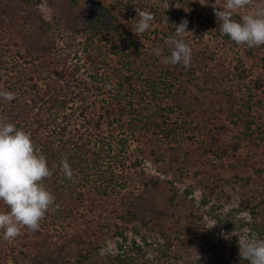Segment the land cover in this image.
Instances as JSON below:
<instances>
[{
    "label": "trees",
    "instance_id": "1",
    "mask_svg": "<svg viewBox=\"0 0 264 264\" xmlns=\"http://www.w3.org/2000/svg\"><path fill=\"white\" fill-rule=\"evenodd\" d=\"M70 1L77 6L45 0L57 11ZM89 7L64 39L60 20H45L31 0H0V91L15 93L0 98V116L57 165L44 184L59 206L35 232L5 241L0 231V264H202L208 254L213 264H249L239 248L224 258L204 207L227 215L229 230L237 222L264 239V55L260 70L226 72L202 49L203 29L230 40L217 18L140 7L155 20L137 36L103 1ZM117 12L136 18L131 5ZM182 19L189 68L162 63ZM135 144L156 173L132 160ZM64 155L71 180L59 168ZM109 240L114 251L101 247Z\"/></svg>",
    "mask_w": 264,
    "mask_h": 264
},
{
    "label": "clouds",
    "instance_id": "2",
    "mask_svg": "<svg viewBox=\"0 0 264 264\" xmlns=\"http://www.w3.org/2000/svg\"><path fill=\"white\" fill-rule=\"evenodd\" d=\"M171 0H163L161 5L168 10ZM253 0H224L222 7L211 5L219 22V31L230 37L237 45L249 48L264 45V6H256L253 13L240 16L239 21L234 14L252 6ZM201 5H205L202 0ZM176 8H180L176 0ZM136 18L123 21L130 26L131 31L140 36L150 30L155 16L152 12L136 8ZM188 21L182 19L178 25H173L175 32L166 44L170 54L163 56L165 65L180 64L184 68L191 67L192 48L185 42L188 31ZM207 35V34H206ZM156 56H162L163 49L154 48ZM0 98L6 101L15 99V93L0 91ZM57 165L48 164L46 157L36 147L31 133L18 129L4 116H0V203L6 211L0 210V231L5 241L16 238L27 228L35 232L40 228V222L55 204V196L46 188L44 181L53 176ZM60 171L66 178H73V170L64 155L59 164ZM239 256L249 264H264V239L255 233L244 235L238 239Z\"/></svg>",
    "mask_w": 264,
    "mask_h": 264
},
{
    "label": "rangeland",
    "instance_id": "3",
    "mask_svg": "<svg viewBox=\"0 0 264 264\" xmlns=\"http://www.w3.org/2000/svg\"><path fill=\"white\" fill-rule=\"evenodd\" d=\"M36 7L39 9L41 15L45 20L56 26V22L60 20L62 23V28L65 26L66 29H63V38L65 39L66 34L69 33L71 30H81L82 28V20L87 16L89 7V0H76L77 6H74L73 2L70 1L61 11H57L52 9L45 0H31ZM98 1V0H97ZM103 1L113 12L116 13L117 16H121L123 21H129V18H124L120 13L117 12L118 8L122 9L123 5L132 6L134 9L142 7L145 8L146 6H158L162 7L161 2L163 0H101ZM182 0H178L180 8H184L186 13L193 14L192 16L195 17L196 14L206 15V17H210L211 19H216L214 15V9L211 5L215 4V0H205V5H201L202 0H183L184 2L181 4ZM176 0H171L168 9H173L175 6ZM224 4V0H217V7H222ZM194 5L196 7H194ZM191 6V7H189ZM256 6H264V0H253L252 6L241 10L240 12L234 14V19H240L241 15L253 13L256 10ZM163 8V7H162ZM176 8V7H175ZM179 8V9H180ZM136 11V10H135ZM125 24V23H124ZM194 25V27H199ZM126 25V24H125ZM130 28V26L126 25ZM209 30H202L203 36H205V41L202 43V49H205L208 53L214 51V57L219 62L222 70L228 72L231 70H235L238 67H245L250 71L253 70H260V57L264 55V49H260L261 46L252 47V51H250L249 47L246 45H237L234 41L225 40L224 38L213 39V36ZM60 31V30H59ZM207 34V35H206ZM80 36V35H79ZM63 40V39H62ZM64 43V41H63ZM146 48L150 51L153 49L151 48V44H144ZM250 52L253 55H250ZM111 55V53H110ZM89 69L88 66L82 68L81 70ZM249 71V72H250ZM105 98V96H103ZM137 145L133 146V150L131 153L133 155L132 160H135V156L139 157L142 163L146 164L144 167L149 173H154L155 168L152 167L151 160L147 157H144L143 154L139 153L138 149L136 148ZM135 153V156L134 154ZM156 173V172H155ZM197 198H201L200 193H196ZM204 219L206 223V230L208 236L210 237L211 241L214 245L221 249V252L226 255V260L230 258V256L237 251L238 240H237V247L232 244V238L234 236H238V239L241 236L247 235V231L243 228H240L237 222L235 223V230H229L226 228L224 221L227 218V215L220 214L218 212L213 211L211 206L208 205L204 207ZM220 216V217H219ZM130 233H132L130 231ZM114 241H106L102 243V249L106 251H114L116 249L114 245ZM230 261V259H229ZM213 260L211 255L208 254L206 256V260L202 261V264H213ZM7 264H14L13 262L9 261Z\"/></svg>",
    "mask_w": 264,
    "mask_h": 264
}]
</instances>
